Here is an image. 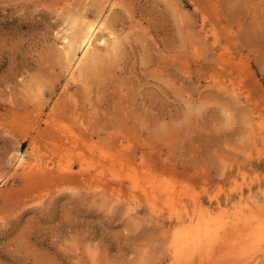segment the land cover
I'll return each mask as SVG.
<instances>
[{"label":"rangeland","instance_id":"374dc122","mask_svg":"<svg viewBox=\"0 0 264 264\" xmlns=\"http://www.w3.org/2000/svg\"><path fill=\"white\" fill-rule=\"evenodd\" d=\"M108 1L0 0V264H264V0ZM102 9L119 47L69 79ZM167 190L218 238L176 256Z\"/></svg>","mask_w":264,"mask_h":264},{"label":"bare ground","instance_id":"6f19581e","mask_svg":"<svg viewBox=\"0 0 264 264\" xmlns=\"http://www.w3.org/2000/svg\"><path fill=\"white\" fill-rule=\"evenodd\" d=\"M108 2L109 6L114 5L113 0H109ZM104 14L105 11L102 9L93 17H88V15L83 14L80 16H70L68 18V20H70V25L67 30L68 33L65 37V44L62 52L65 57L64 60L67 62L69 79L75 78L76 76H86L87 70L90 68L91 71L93 69L100 70L102 68L100 59L102 56L98 51L99 44H105L107 47L112 46L113 48L119 47V36L116 31L110 27L109 21L105 18ZM17 166L19 169H22L25 174L31 173L37 167L35 163L28 161L25 154L21 156ZM40 169L43 170L42 166ZM42 172L45 173V171ZM167 193L169 196L166 203L170 205V213L174 211L173 213L179 216L180 221V224L173 232L172 247L176 252V256L186 254L187 251H192L196 248L198 249V247L203 244L207 242L211 243L210 241L213 242L218 238L216 236L220 233L219 229L221 223L224 222L225 224L228 218L227 214H225L227 213V210H225L227 207L221 208V214L219 216H216L211 209H204L202 206L198 205L193 213L186 209L187 211L182 214L179 213L180 204L177 203L178 201L176 202V200H174V192L167 190ZM182 208L183 207H180V209ZM246 216L248 215L244 216L242 224H244L245 227H250L252 231L262 234L264 232V220L253 218L255 222H252ZM250 219H252V217ZM260 233H258V235ZM253 235L255 234L253 233ZM213 238L215 239L213 240Z\"/></svg>","mask_w":264,"mask_h":264}]
</instances>
